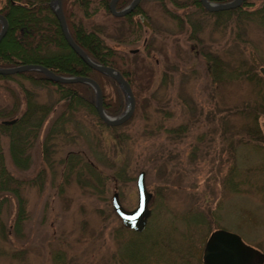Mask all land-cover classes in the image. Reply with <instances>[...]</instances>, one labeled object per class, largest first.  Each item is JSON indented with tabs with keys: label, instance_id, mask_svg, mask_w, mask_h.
I'll return each mask as SVG.
<instances>
[{
	"label": "rangeland",
	"instance_id": "obj_1",
	"mask_svg": "<svg viewBox=\"0 0 264 264\" xmlns=\"http://www.w3.org/2000/svg\"><path fill=\"white\" fill-rule=\"evenodd\" d=\"M138 4L150 23L142 22L141 33L127 17L112 14L109 4V13L100 8L91 17L109 44L138 48V64L150 68L142 74L149 87L127 120L108 125L80 107L64 122L66 132L52 139L51 165L42 162L39 141L26 149L25 167L15 163L10 134L0 132V153L11 176L22 180L27 212L16 225L18 198L13 191L0 196V264H139L128 256L130 238L148 247L135 255L144 253V264H204L202 250L215 228L237 232L264 251V140L246 135L254 106L264 128V82L250 77L264 76V20L229 10L212 14L230 8L209 10L203 3L209 12L172 0ZM223 69L216 80L213 74ZM19 72L0 73L6 74L0 76V110L13 114L0 119L47 107L44 133L63 107L58 86ZM70 151L89 167L65 173L61 161ZM140 170L152 193L144 235L122 223L111 200L116 191L124 207L137 205Z\"/></svg>",
	"mask_w": 264,
	"mask_h": 264
},
{
	"label": "trees",
	"instance_id": "obj_2",
	"mask_svg": "<svg viewBox=\"0 0 264 264\" xmlns=\"http://www.w3.org/2000/svg\"><path fill=\"white\" fill-rule=\"evenodd\" d=\"M130 1L131 0H118L116 7L121 8ZM172 1L177 6L188 7V5H196L199 6L200 9L209 12L202 6L201 0ZM215 1L223 2L228 0ZM108 4L109 0H62V8L68 28L74 40L96 61L117 68L130 83L135 99L138 101L140 95H143L144 91L149 87V84L142 82V77H147L144 75L148 74L150 68L143 65L141 67V65L138 64L136 57L140 56V52H136L137 50L128 52L121 49L119 50L109 44L106 39L107 33L103 31L101 24L92 21V14H95L100 8H105L104 11L109 13ZM249 6H253L254 8L251 10ZM78 9L81 10L82 15H80L81 13L78 12ZM165 9L167 12L174 15V17H177L175 12H171L167 8ZM227 10L237 12L238 14L243 12L249 16L258 15L261 21L264 20V0H243L240 5L234 8L215 12L210 11L209 13L216 14L218 12H226ZM138 11H141V14L143 12L148 19V15L145 11L140 9L139 4L130 13L120 17H127L132 27L141 33L143 29L142 21L136 15L134 16ZM0 13L6 17L8 23L7 30L0 39L1 67L12 66L19 63H39L49 67L58 74L88 75L93 77L102 89L103 107L105 111L110 115H116L122 111L124 107V95L117 81L86 64L78 53L69 46L63 35L58 18L49 4V0H0ZM181 15L185 14L183 13ZM183 18L182 16L181 20H183ZM181 20L179 22L182 25ZM149 39L146 43L147 46L151 44ZM208 57L213 63L217 60L219 65H221L220 58L215 53H209ZM145 71L147 72L145 73ZM222 71L225 73V69H223L221 72L219 71V73L213 74L217 76L215 77L216 80L220 79ZM19 73L42 82H49L50 80L44 72L39 70H26ZM237 74H241V71L237 70ZM250 74V77L258 81L263 80L264 82V76L261 74ZM0 76H6V74H0ZM52 81L58 86L60 92L59 96H61L63 100L62 104H60L63 107L60 106L61 110L59 114L53 119V124L45 129L44 133H42V120L48 112L47 107L43 108L40 113L37 107H33L29 110L27 108L21 115L15 117V120L11 123H3V119H0V132L10 134L9 149L11 157L15 163L22 164L23 167L30 162V153L28 154L26 149L28 146L32 147L37 141L40 142L42 162L51 165L52 159L50 158L53 151L51 148L53 143L52 139L57 134L66 132L67 127L64 126V122L68 120L70 114L72 115V113L80 107L87 108L88 111L96 114L100 122L104 123L96 111L95 93L90 84L80 81ZM254 107V109L250 108L251 113L249 114H252V117L251 123L246 125V135L248 139L264 140V128H261L258 124L259 108L258 106ZM17 110L18 108H14L13 113H16ZM11 111L0 110V118L5 115L12 116L13 114ZM81 156L76 151H70L62 158L61 162L64 165L63 169L66 171L65 173L78 174L82 172L84 167H89L88 162L83 161ZM42 169L45 170V166H43ZM42 169L41 171H43ZM65 177L68 178V175H65ZM10 179L14 180L13 184H11ZM32 181L36 182V179H32ZM21 183V179L11 176L10 171L6 167L4 157L0 153V196H5V192L13 191L14 195L18 198V210L15 217L16 225L17 223L19 224V221H22L21 219L27 217L25 199L20 192ZM147 230L146 228L142 232L133 231L132 233L144 235ZM142 243H144V241L136 242L133 238H130L129 242L127 241V244L130 246L128 252L129 258L139 264H144L145 259H143L144 253L141 257L135 256L137 250L143 252L148 248L144 247ZM125 253L126 252H124V254ZM57 254L58 257H62L60 253ZM123 264H129V262Z\"/></svg>",
	"mask_w": 264,
	"mask_h": 264
},
{
	"label": "water",
	"instance_id": "obj_3",
	"mask_svg": "<svg viewBox=\"0 0 264 264\" xmlns=\"http://www.w3.org/2000/svg\"><path fill=\"white\" fill-rule=\"evenodd\" d=\"M243 0H229L225 2H214L211 0H202L203 5L209 10L226 9L238 6ZM117 0L109 1V9L114 15H123L131 11L139 2V0H131L127 5L121 9H116ZM49 4L58 18L63 35L69 45L80 55V57L91 67L105 73L114 78L126 98V108L118 115L108 114L103 107L102 89L99 83L88 75H62L55 73L48 67L39 63H22L10 67H0V73H12L25 70H39L44 72L50 79L59 82H76L81 81L92 86L95 93V108L99 117L107 124H120L127 120L133 113L135 108V96L128 80L115 67L106 65L93 59L72 37L67 21L62 8V0H49ZM141 21L146 26H150L149 21L143 14L139 15ZM0 39L7 30V19L0 13ZM137 48L131 49L132 52ZM260 72L264 75V66L259 67ZM15 119H3V123H11ZM138 202L134 208H126L119 200L118 193L115 191L112 195V206L115 212L119 215L122 223L136 231H141L146 227L151 209L148 206L149 200L152 196L151 191L146 187L145 171L140 170L136 180ZM254 255L261 256V252L255 247L244 242L242 237L234 231L225 228L213 229L207 237L202 258L205 264H251Z\"/></svg>",
	"mask_w": 264,
	"mask_h": 264
},
{
	"label": "flooded vegetation",
	"instance_id": "obj_4",
	"mask_svg": "<svg viewBox=\"0 0 264 264\" xmlns=\"http://www.w3.org/2000/svg\"><path fill=\"white\" fill-rule=\"evenodd\" d=\"M140 15V14H139ZM144 15V14H143ZM145 16V15H144ZM148 20V19H147ZM149 21V20H148ZM146 41V39H145ZM144 41V42H145ZM216 229V228H215ZM256 248V247H255ZM257 250H259L261 252V256H257V255H254L252 260H251V264H263L264 263V251H262L261 249L259 248H256ZM202 254H203V250H202ZM201 258H202V255H201ZM202 261H203V258H202ZM204 263V261H203ZM205 264V263H204Z\"/></svg>",
	"mask_w": 264,
	"mask_h": 264
},
{
	"label": "bare ground",
	"instance_id": "obj_5",
	"mask_svg": "<svg viewBox=\"0 0 264 264\" xmlns=\"http://www.w3.org/2000/svg\"><path fill=\"white\" fill-rule=\"evenodd\" d=\"M146 18V17H145ZM147 19V18H146Z\"/></svg>",
	"mask_w": 264,
	"mask_h": 264
}]
</instances>
